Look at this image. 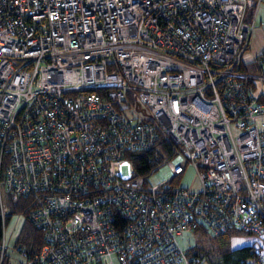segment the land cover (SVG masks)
I'll return each instance as SVG.
<instances>
[{
    "label": "built area",
    "instance_id": "1",
    "mask_svg": "<svg viewBox=\"0 0 264 264\" xmlns=\"http://www.w3.org/2000/svg\"><path fill=\"white\" fill-rule=\"evenodd\" d=\"M262 3L0 0V264H200L177 235L201 228L255 233L245 264H263L264 50L241 68ZM152 146L172 171L156 182L132 159ZM20 195L43 241L15 239L12 263Z\"/></svg>",
    "mask_w": 264,
    "mask_h": 264
},
{
    "label": "trees",
    "instance_id": "2",
    "mask_svg": "<svg viewBox=\"0 0 264 264\" xmlns=\"http://www.w3.org/2000/svg\"><path fill=\"white\" fill-rule=\"evenodd\" d=\"M253 66V63L251 64H241V68L244 70H247L248 68L251 69ZM161 147L163 148V151L166 153L168 152V147L165 144H162ZM132 159H133V165L134 169L137 173L146 175L150 171H154L157 167V164L160 161V152H156L155 148L152 146L149 149L144 150H135L132 153ZM9 212L6 216V220L9 219V216L12 213H19L22 216V221L19 226V231L15 237L16 244L19 246V248H23L26 251V254L28 256H32L34 254L39 246L42 244L43 238L41 235V232L38 228L35 227L31 219L27 217V213L30 210V201L29 198L26 196L20 195L18 199L9 201ZM248 231H242L240 229H232V230H225L222 231V233H210L207 230H204L201 228L198 230V234H208L211 241H214V246L216 251L220 252V255H222V261L227 264H245L246 259H251L252 257V250L251 247L255 243L261 242V237L257 236V238L252 241L251 243L244 244L241 246H236L232 248L230 246V240L229 237L233 233H244ZM2 233V221L0 219V237ZM250 233V232H248ZM211 249L208 247L206 248L204 245L197 244L195 246H191L189 248L190 252H195L200 257V264H204L203 260L205 256L211 252ZM1 264H7L6 259L1 260ZM264 264V262H263Z\"/></svg>",
    "mask_w": 264,
    "mask_h": 264
},
{
    "label": "rangeland",
    "instance_id": "3",
    "mask_svg": "<svg viewBox=\"0 0 264 264\" xmlns=\"http://www.w3.org/2000/svg\"><path fill=\"white\" fill-rule=\"evenodd\" d=\"M262 5H264V3H262ZM171 160L174 163L179 162L184 167V170L179 177V184L189 188L197 189L199 186V180L196 177L194 167H192L191 163L188 161L186 162L184 160V157L180 154H177L175 157L171 158ZM120 170L123 175L129 172V170H127V162H123V164L120 165ZM171 174V168H169L167 162L165 161L159 164L155 168V170L148 175L147 179L151 182H156L158 180L169 177ZM21 220L22 216L20 214L18 215L16 213H12L3 228L4 240L6 241L5 250L12 263L20 260V256L18 255V252L13 248V244L15 243V237L19 231ZM256 238L257 235L255 233H233L229 237L230 246L234 248L236 246L248 244L254 241ZM177 241L184 248H191V246H195L197 244L204 245L206 248L209 247L211 249V252H209L205 256L203 260L204 264H227L225 263V261H222V255H220V252L216 251L214 241L210 240L208 234L200 235L193 231L181 232L179 235H177Z\"/></svg>",
    "mask_w": 264,
    "mask_h": 264
},
{
    "label": "crops",
    "instance_id": "4",
    "mask_svg": "<svg viewBox=\"0 0 264 264\" xmlns=\"http://www.w3.org/2000/svg\"><path fill=\"white\" fill-rule=\"evenodd\" d=\"M249 16V12L247 13ZM253 29L250 34V39L248 43V48L246 52L243 54V64H251L253 63V66H251V69H247L249 71L258 73L261 68L258 66L257 61V53L264 50V5L259 4L257 9L255 10V13L253 14ZM255 89L262 92L264 94V81H261L260 79L254 78L252 82ZM22 221V220H21Z\"/></svg>",
    "mask_w": 264,
    "mask_h": 264
},
{
    "label": "water",
    "instance_id": "5",
    "mask_svg": "<svg viewBox=\"0 0 264 264\" xmlns=\"http://www.w3.org/2000/svg\"><path fill=\"white\" fill-rule=\"evenodd\" d=\"M137 108L141 109V107H140V106H138V105H137ZM141 111L143 112V109H141Z\"/></svg>",
    "mask_w": 264,
    "mask_h": 264
}]
</instances>
